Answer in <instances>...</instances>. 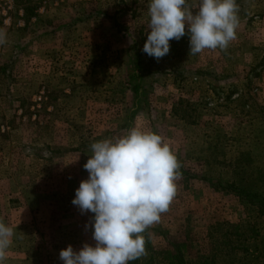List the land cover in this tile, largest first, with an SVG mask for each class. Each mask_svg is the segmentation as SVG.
<instances>
[{
    "label": "rangeland",
    "instance_id": "rangeland-1",
    "mask_svg": "<svg viewBox=\"0 0 264 264\" xmlns=\"http://www.w3.org/2000/svg\"><path fill=\"white\" fill-rule=\"evenodd\" d=\"M236 3L227 49L190 55L186 31L157 61L143 52L149 0H0L5 264H63L61 250L95 243L94 214L72 203L84 164L92 143L133 127L162 136L181 175L129 264H264V239L254 249L244 236L256 213L227 187L264 182V0ZM244 243L249 254L230 255Z\"/></svg>",
    "mask_w": 264,
    "mask_h": 264
},
{
    "label": "clouds",
    "instance_id": "clouds-1",
    "mask_svg": "<svg viewBox=\"0 0 264 264\" xmlns=\"http://www.w3.org/2000/svg\"><path fill=\"white\" fill-rule=\"evenodd\" d=\"M150 22L143 52L157 61L170 53V41L190 36V55L227 49L239 25L236 0H199L194 14L187 0H149ZM84 164L89 173L73 205L94 214L87 228L94 244L61 250L63 264H129L145 253L150 226L168 211L177 192L180 164L159 134L133 127L125 135L91 144ZM14 229L0 221V264H5Z\"/></svg>",
    "mask_w": 264,
    "mask_h": 264
},
{
    "label": "trees",
    "instance_id": "trees-1",
    "mask_svg": "<svg viewBox=\"0 0 264 264\" xmlns=\"http://www.w3.org/2000/svg\"><path fill=\"white\" fill-rule=\"evenodd\" d=\"M236 183L233 182L232 185L227 186L229 189L235 191L237 196L241 199L242 202L248 204L251 209H254V212L256 213V222L248 223L247 226L250 228L248 231L244 232L245 236V242H249L252 244L253 248L255 249V243L258 242L261 239H264L261 237V234L264 233V182L261 184H258V186L252 187L249 191L246 189H241L238 186H235ZM262 220V222L260 221ZM235 230V227L233 226L231 228L230 234H233L232 232ZM238 237H241L239 233H235ZM236 250H243L244 254H249V248L246 246V243L241 246H235L233 248L232 253L230 255L237 254ZM235 252V254H234ZM172 257L175 256L176 259L183 262V254L180 250H175V254H170ZM255 261L261 259L258 257L254 258ZM146 264H155V256H151L150 259L146 262ZM232 264H236L232 262ZM237 264H244L241 262H238Z\"/></svg>",
    "mask_w": 264,
    "mask_h": 264
}]
</instances>
